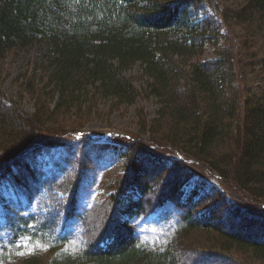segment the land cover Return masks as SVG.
Here are the masks:
<instances>
[{
	"label": "trees",
	"instance_id": "trees-1",
	"mask_svg": "<svg viewBox=\"0 0 264 264\" xmlns=\"http://www.w3.org/2000/svg\"><path fill=\"white\" fill-rule=\"evenodd\" d=\"M237 29L264 49V0L224 7L216 0H0V182L29 151L63 145L70 132L82 136L64 121L91 115L97 100L133 105L142 93L126 73L137 63L148 97L160 104L152 120L141 117L149 137H111L124 172L82 216L78 244L40 218L16 215L0 264H244L237 253L264 264V85L255 94L240 85ZM240 43L246 50L247 39ZM38 44L47 48L41 89L33 75L19 78L35 100L28 113L2 86L8 57ZM207 45L212 59L204 58ZM241 52L264 82V52ZM207 176L218 185L189 189ZM167 203L178 221L155 244L131 218L147 219ZM77 205L74 190L69 217ZM197 235L207 246H192Z\"/></svg>",
	"mask_w": 264,
	"mask_h": 264
},
{
	"label": "rangeland",
	"instance_id": "rangeland-1",
	"mask_svg": "<svg viewBox=\"0 0 264 264\" xmlns=\"http://www.w3.org/2000/svg\"><path fill=\"white\" fill-rule=\"evenodd\" d=\"M216 1L224 7L236 6L241 0ZM237 31L239 37L235 41L238 43L236 48L240 51L238 57L244 61L241 65L243 70L240 85L243 84L246 90L253 94L259 93L264 85L259 73L260 68L255 65L250 66V62L244 66L245 61L251 58L250 55L247 57L241 51L247 54L253 51L262 54L264 49H260V43L253 48L249 44L247 34L242 29ZM246 39L248 45L245 50L240 42ZM46 53V45L38 44L21 52L15 58L8 57L2 87L10 97L20 100L28 113L35 111V100L23 89L24 87H21L19 78L27 74L33 75L36 87L41 89L43 84L39 76L46 77L44 68H41L47 63ZM213 57H215L214 49L212 45H207L204 58L212 59ZM36 68H38L37 72ZM142 68V64L137 63L126 73L134 77V84L142 93L133 105L116 106L112 99L97 100L94 105L97 110L93 109L91 115L79 117L73 121L70 119L64 121L66 125L71 123L72 126H79L78 133L82 136L77 137L70 132L64 139L63 145L29 151L23 156V160L15 164L11 172L2 179L0 182V250L10 248L11 241L14 240L15 229L12 231L11 228L12 223H15L16 215L24 218H40V224H46L58 235L69 238L72 248L78 244L81 238L82 216L94 203L105 200L106 196L113 191L112 185L115 180L124 172L120 147L103 144L101 137H118L127 133L138 138L149 137L148 132L143 131L144 121L141 117H144L147 122L152 120L160 107L155 96L147 95V77H143ZM238 84L239 80L235 85L238 86ZM49 101L50 98L46 97V103ZM52 107L54 103H51ZM171 156L176 157L175 154ZM26 166L31 175L27 174ZM214 185H218V180L214 176H207L202 180L195 177L189 189L198 186L200 191H205ZM74 190L78 192L77 214L69 217L68 204ZM135 193L133 197L136 199L140 193L138 191ZM131 221L137 226L139 235L152 243L162 245L171 235V228L178 220L173 204L167 203L147 219L131 218ZM236 223L240 224L237 221ZM239 226L248 233H252L253 228L257 229L256 231L259 229L251 224ZM192 239V246L196 248L207 246L203 236L197 235ZM234 255L244 264H260L246 255L240 253Z\"/></svg>",
	"mask_w": 264,
	"mask_h": 264
},
{
	"label": "snow or ice",
	"instance_id": "snow-or-ice-1",
	"mask_svg": "<svg viewBox=\"0 0 264 264\" xmlns=\"http://www.w3.org/2000/svg\"><path fill=\"white\" fill-rule=\"evenodd\" d=\"M20 247H23V246H20Z\"/></svg>",
	"mask_w": 264,
	"mask_h": 264
}]
</instances>
